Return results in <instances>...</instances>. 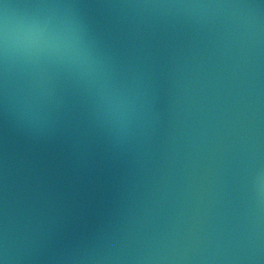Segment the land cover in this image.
<instances>
[{"label": "water", "instance_id": "obj_1", "mask_svg": "<svg viewBox=\"0 0 264 264\" xmlns=\"http://www.w3.org/2000/svg\"><path fill=\"white\" fill-rule=\"evenodd\" d=\"M0 264H264V0H0Z\"/></svg>", "mask_w": 264, "mask_h": 264}]
</instances>
